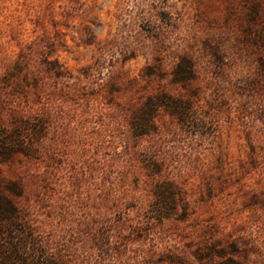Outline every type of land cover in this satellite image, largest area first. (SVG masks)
<instances>
[{"label":"rangeland","instance_id":"1","mask_svg":"<svg viewBox=\"0 0 264 264\" xmlns=\"http://www.w3.org/2000/svg\"><path fill=\"white\" fill-rule=\"evenodd\" d=\"M0 117L44 262L264 264V0H0Z\"/></svg>","mask_w":264,"mask_h":264},{"label":"trees","instance_id":"2","mask_svg":"<svg viewBox=\"0 0 264 264\" xmlns=\"http://www.w3.org/2000/svg\"><path fill=\"white\" fill-rule=\"evenodd\" d=\"M189 74L187 68L182 69L179 66L177 70L179 80L187 79ZM157 106H159L157 103H148V116L143 115V118L140 116L138 118L141 120L140 130L144 126H149ZM29 131L32 138L29 137ZM33 132L38 136L42 133L34 125L26 124L25 121L8 129L0 117V164L10 161L18 153L32 154L39 138L33 137ZM11 195H19L18 187L14 183H8L0 169V264H53L42 260L44 256L48 257L44 247L25 223Z\"/></svg>","mask_w":264,"mask_h":264}]
</instances>
